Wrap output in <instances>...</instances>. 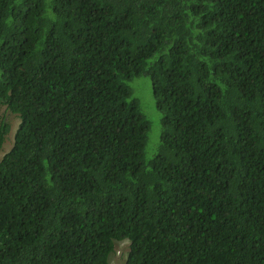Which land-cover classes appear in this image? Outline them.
Here are the masks:
<instances>
[{"label":"trees","instance_id":"1","mask_svg":"<svg viewBox=\"0 0 264 264\" xmlns=\"http://www.w3.org/2000/svg\"><path fill=\"white\" fill-rule=\"evenodd\" d=\"M1 107L0 264H264V0H0Z\"/></svg>","mask_w":264,"mask_h":264},{"label":"rangeland","instance_id":"2","mask_svg":"<svg viewBox=\"0 0 264 264\" xmlns=\"http://www.w3.org/2000/svg\"><path fill=\"white\" fill-rule=\"evenodd\" d=\"M132 93V98L136 99L140 104L142 114L150 123V130L147 135V142L145 146V161L151 160L155 157L161 135V115L155 106L152 85L150 76L144 74L140 77L134 78L126 83ZM4 115V122L9 124V133L0 150V159L12 148L13 138L16 129L19 125V119L10 113L5 112L4 107L0 108V121ZM129 242H116L114 251L109 257L110 264H125L128 253Z\"/></svg>","mask_w":264,"mask_h":264}]
</instances>
